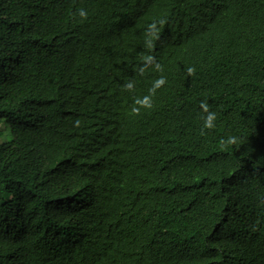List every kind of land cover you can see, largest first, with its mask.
<instances>
[{
    "label": "trees",
    "instance_id": "1",
    "mask_svg": "<svg viewBox=\"0 0 264 264\" xmlns=\"http://www.w3.org/2000/svg\"><path fill=\"white\" fill-rule=\"evenodd\" d=\"M0 123V264H264V0H0Z\"/></svg>",
    "mask_w": 264,
    "mask_h": 264
},
{
    "label": "clouds",
    "instance_id": "2",
    "mask_svg": "<svg viewBox=\"0 0 264 264\" xmlns=\"http://www.w3.org/2000/svg\"><path fill=\"white\" fill-rule=\"evenodd\" d=\"M80 15L81 16L85 15L83 10H81ZM213 118H214V114L209 113V115L207 116V118L205 120V127H209V128L212 127V123L211 122H212Z\"/></svg>",
    "mask_w": 264,
    "mask_h": 264
},
{
    "label": "rangeland",
    "instance_id": "3",
    "mask_svg": "<svg viewBox=\"0 0 264 264\" xmlns=\"http://www.w3.org/2000/svg\"><path fill=\"white\" fill-rule=\"evenodd\" d=\"M3 134L2 124L0 123V135Z\"/></svg>",
    "mask_w": 264,
    "mask_h": 264
}]
</instances>
